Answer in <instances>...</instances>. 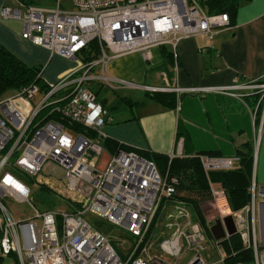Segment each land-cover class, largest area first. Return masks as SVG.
<instances>
[{
  "label": "built area",
  "instance_id": "1",
  "mask_svg": "<svg viewBox=\"0 0 264 264\" xmlns=\"http://www.w3.org/2000/svg\"><path fill=\"white\" fill-rule=\"evenodd\" d=\"M73 5V12L63 10L60 4L55 10L21 4L4 7L0 13L3 20L22 22L24 39L52 56L78 63L49 92L42 91L37 106L32 103L41 92L37 86L0 101V259L1 255L15 254L18 264H224L226 256L221 248L222 258L207 262L206 234L181 203L171 216L177 231L162 244L174 261L151 259L147 249H141L162 201L174 196L179 181L161 174L155 163L139 154L123 150L113 155L105 172L97 170L98 157L105 150L102 130L113 118L89 85L135 88L109 77V62L135 53L149 61L156 47L170 49L177 70L178 44L202 35L211 38L231 28L230 17L208 15L196 0H73ZM93 42L99 43L100 56L84 65L79 56ZM241 89L262 95L259 105L263 103V109L257 107L252 112L259 143L264 132V84L199 91L226 94ZM166 90L182 92L179 88ZM53 115L85 127L95 137L67 128L65 121ZM199 157L206 174L231 171L239 163L238 157ZM21 178L33 179L41 191L35 199L42 206L48 207L42 199L45 189L76 211L54 207L40 212L32 203L31 188ZM250 189V203L236 212L224 190L211 188V197L219 206L220 219L233 217L244 248L253 250L254 264H264V243L259 237L264 222V189L257 187L255 175ZM6 198L28 204L34 217L16 219L3 203ZM88 214L124 228L136 240L127 258L114 248L103 229L87 222ZM207 222L210 228L215 224ZM189 253L191 258L185 263Z\"/></svg>",
  "mask_w": 264,
  "mask_h": 264
},
{
  "label": "crops",
  "instance_id": "2",
  "mask_svg": "<svg viewBox=\"0 0 264 264\" xmlns=\"http://www.w3.org/2000/svg\"><path fill=\"white\" fill-rule=\"evenodd\" d=\"M22 3L0 0V13L4 7L14 5L12 8H16ZM231 25V28L218 31L211 38L202 35L182 40L176 48L177 70L174 60L172 64L167 58L168 47L153 48L149 61L141 53L111 60L107 75L135 88L113 86L108 90L128 91L120 98H130L141 105L145 100L147 102L139 106L142 107L139 110L134 109L125 122L107 124L102 130L105 140L123 146L124 151L181 158L207 153L214 158H234L238 151L251 143L255 150L256 183L258 188H263L264 132L258 147L255 146L252 115L258 100L256 92L245 89L230 90L226 94L199 91L213 87L264 84V0L241 4ZM23 33L21 21L3 20L0 15V45L21 61L44 67V57L49 55L59 58L63 64L55 75L62 77L73 69L66 59L52 56L47 49L24 39ZM33 59L37 62H32ZM45 74L46 70L43 76ZM146 87L157 91H148ZM172 88H179L182 92L166 90ZM133 91L143 92L146 98L134 100ZM157 92L175 93L179 99L177 108H166L147 100L148 93ZM106 98L105 108L108 110V106H112L119 96H114L112 104H108ZM111 151L113 155L116 152L115 149ZM215 248L218 249L217 246ZM222 255L210 259L219 261Z\"/></svg>",
  "mask_w": 264,
  "mask_h": 264
},
{
  "label": "trees",
  "instance_id": "3",
  "mask_svg": "<svg viewBox=\"0 0 264 264\" xmlns=\"http://www.w3.org/2000/svg\"><path fill=\"white\" fill-rule=\"evenodd\" d=\"M208 15H228L231 19L235 16L241 4L251 2L252 0H196ZM169 62L173 64V55L171 51L166 52ZM100 56V46L98 42L90 44L88 49L79 56V61L84 65H89ZM44 67L34 66L29 67L12 52L0 45V101L3 95L7 92H22L32 86H37L41 91L49 92L52 87L45 84L43 80ZM95 92V91H94ZM99 101L105 106L104 98L100 97L99 92H95ZM148 99L160 103L166 108L176 109L179 104V99L175 93H152L147 94ZM257 96V94H256ZM256 107L261 111L263 103L259 105L260 97L257 96ZM147 101L145 100L143 104ZM142 104V105H143ZM139 102H134L130 98H118L111 106H108L109 113L113 118V124H120L125 122V119L134 109L142 106ZM111 107V108H110ZM253 109V112L254 110ZM107 110V111H108ZM118 116V117H117ZM52 117V116H51ZM59 120L65 121L67 128H72L74 131L86 133L87 135L95 134L89 132L85 127L80 125H71L69 120L61 118L59 115L55 116ZM117 117V118H115ZM115 120V121H114ZM105 140V139H104ZM103 140V141H104ZM104 145H107L111 150L116 152L123 150V146L105 140ZM124 151V150H123ZM115 152V153H116ZM210 153L204 154L208 155ZM143 158L160 166L163 175L169 174L170 177H176L179 181L176 186V192L169 200L178 204H184L188 209L196 213L198 222L202 228H205L206 237L213 240L218 248H221L226 255L224 264H254L253 250L245 249L241 237L237 234L230 237L228 240L216 242L210 232V227L201 209V205L207 200L211 199V188L221 189L226 192L228 202L232 211H240L247 206L251 201V193L249 191L255 166V150L254 146L249 143L244 148L238 151L237 156L239 163L231 171L224 172H204L200 157H187L182 159L180 157L170 160L169 157L155 154L144 153L139 154ZM210 157L212 155L210 154ZM52 195L47 190L42 189V199L48 204L47 209L54 208L50 205V197ZM50 203V204H49ZM100 228V227H98Z\"/></svg>",
  "mask_w": 264,
  "mask_h": 264
},
{
  "label": "rangeland",
  "instance_id": "4",
  "mask_svg": "<svg viewBox=\"0 0 264 264\" xmlns=\"http://www.w3.org/2000/svg\"><path fill=\"white\" fill-rule=\"evenodd\" d=\"M16 1L17 2L22 1L23 2L22 4L40 7L42 9H49V10L57 9L58 4H60L61 8L67 12L75 11L73 0H16ZM12 7H14V5H12ZM44 59H46V63L45 64L42 63V65L45 67L44 72L46 70V74L43 76V80L46 85L53 87L60 80V77L58 75H55V73L61 68L63 64H61V61L58 60L59 58H52L49 55H46ZM66 61H68L70 67H73V69L78 66V63L75 61H69V60ZM32 62L36 63L37 59L35 60L33 59ZM36 64L32 63V64H28V66L34 67L36 66ZM89 88H91L95 92H99L101 98H106L108 96L106 98L108 104L113 103L114 96L117 95L119 97H123L125 96L124 94L128 93V91H122V90L120 92L119 91L112 92L111 90H108L109 89L108 87L104 86L101 83H92L89 85ZM256 94L257 96L259 95L261 102L262 95L257 92ZM13 95H15L14 92L11 91L7 92L3 95L1 101L9 97H12ZM131 95L134 100H141L146 98L144 97L145 94H143V92L133 91L131 92ZM41 100H42V91L38 94L37 99L35 101H32V103L33 105L37 106ZM140 108L142 107H137L136 109L139 110ZM132 113H130L129 115H132ZM258 145L259 143L255 141V146L258 147ZM104 149H105L104 152L98 157L97 160V170L100 172H105L107 170L110 161L113 157V152L107 145H104ZM175 158H177V156H175ZM182 159H187V157H183ZM157 168L159 172L162 174V171H160L161 167L157 165ZM20 180H22L31 188L32 203L33 205H35L37 210H39L40 212L45 211V209L47 208L45 206H42V203L39 202V199H35V196H38V194L41 191L39 188L35 187V185L33 184V179L29 181L21 178ZM250 190L251 189H249V191ZM47 192L50 193L49 191ZM50 198H51L50 199L51 204L50 203L49 204L55 206V208H57L58 210L71 212V213L76 211L75 207L70 205L68 202L63 201L61 198L54 195H52ZM3 203L8 208V210L14 215V217L18 220L25 221L34 217V210L28 204H21L15 202L10 198L3 199ZM178 206H179L178 203H175L174 201L169 199H164L162 201L158 215L153 223L148 238L145 240L144 244L141 247V249L144 248L147 249V256L150 257L151 259L154 260L158 259L160 261L167 263H171L172 261H174V259L171 258L170 255L163 249L162 244L165 241L169 240L173 236V234L177 231L176 222L171 216L176 213ZM201 209H203V213L207 221L214 223L216 220L220 219L219 206L214 202L212 198L204 202L201 205ZM188 210L191 214L193 221L198 222L196 213L191 209ZM85 218L87 222H89L92 226L97 228L100 227L101 229H103L105 235L109 238V241L112 243L114 248L120 253V255L124 259L131 254L132 250L135 248L136 240L124 228L109 223L106 220L99 218L95 214H88L86 215ZM38 223L39 225H41L40 221ZM263 226H264V222L262 223V229H261V233H259V237L261 238L260 241L262 240V242L264 243ZM202 229L206 234L205 228ZM207 242H208V244L206 243L207 249L204 253L205 256L210 258H220L222 254L220 248L218 249L215 248L216 245L213 240L207 239ZM259 251L261 253L263 249L260 248ZM210 255H213L214 257H211ZM1 257L2 258L0 259V264H18L19 261L17 255L15 254H10L7 256L1 255ZM190 258H191V253L187 254L185 263ZM207 262L212 263L213 261L212 259L210 260L208 259Z\"/></svg>",
  "mask_w": 264,
  "mask_h": 264
},
{
  "label": "water",
  "instance_id": "5",
  "mask_svg": "<svg viewBox=\"0 0 264 264\" xmlns=\"http://www.w3.org/2000/svg\"><path fill=\"white\" fill-rule=\"evenodd\" d=\"M264 189V187L262 188ZM264 203H261V205ZM211 235L216 242L228 240L230 237L237 235V229L233 217L229 216L225 219H218L210 228ZM194 264V263H193Z\"/></svg>",
  "mask_w": 264,
  "mask_h": 264
},
{
  "label": "bare ground",
  "instance_id": "6",
  "mask_svg": "<svg viewBox=\"0 0 264 264\" xmlns=\"http://www.w3.org/2000/svg\"><path fill=\"white\" fill-rule=\"evenodd\" d=\"M263 231H264V226H263Z\"/></svg>",
  "mask_w": 264,
  "mask_h": 264
}]
</instances>
